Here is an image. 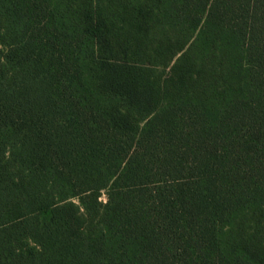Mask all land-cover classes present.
Here are the masks:
<instances>
[{
	"label": "trees",
	"instance_id": "obj_1",
	"mask_svg": "<svg viewBox=\"0 0 264 264\" xmlns=\"http://www.w3.org/2000/svg\"><path fill=\"white\" fill-rule=\"evenodd\" d=\"M0 264H264V0H0Z\"/></svg>",
	"mask_w": 264,
	"mask_h": 264
},
{
	"label": "rangeland",
	"instance_id": "obj_2",
	"mask_svg": "<svg viewBox=\"0 0 264 264\" xmlns=\"http://www.w3.org/2000/svg\"><path fill=\"white\" fill-rule=\"evenodd\" d=\"M101 201H102L103 203L106 202V195H105V194L102 195V197H101Z\"/></svg>",
	"mask_w": 264,
	"mask_h": 264
}]
</instances>
